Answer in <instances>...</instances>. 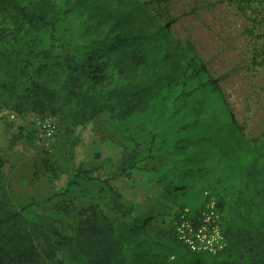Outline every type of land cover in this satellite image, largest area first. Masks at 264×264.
I'll return each mask as SVG.
<instances>
[{"label": "trees", "instance_id": "trees-1", "mask_svg": "<svg viewBox=\"0 0 264 264\" xmlns=\"http://www.w3.org/2000/svg\"><path fill=\"white\" fill-rule=\"evenodd\" d=\"M167 14L143 0H0V25H17L9 33L0 29V92L8 109L58 118L65 129L103 115L126 126L115 171L94 176L80 169L66 191L80 181L99 183L105 203L65 201L28 218L33 204L17 209L1 193L0 153V264H264V138L242 134L217 82L192 45L172 34ZM66 16L81 20L82 43L58 44ZM191 103L212 116L199 140L198 174L211 172L218 182L224 177L243 188L228 211L214 188L170 221L144 216L114 183L127 182L150 161L145 143L149 150L165 146L161 130L152 129L155 119L188 114ZM180 127L186 131L188 124ZM193 135L190 130L187 138ZM205 192L217 195L224 213L227 247L217 255L194 254L175 234L176 219L186 209L195 213Z\"/></svg>", "mask_w": 264, "mask_h": 264}, {"label": "rangeland", "instance_id": "rangeland-1", "mask_svg": "<svg viewBox=\"0 0 264 264\" xmlns=\"http://www.w3.org/2000/svg\"><path fill=\"white\" fill-rule=\"evenodd\" d=\"M143 1L153 10H167L172 34L197 52L242 134L263 139L264 0ZM16 26L9 22L0 29L9 33ZM83 28L81 20L66 16L60 25L62 41L58 44L82 43L86 39L81 35ZM4 95L0 92V153L5 160L2 195L17 209L33 204L28 218L49 212L65 201L79 206L93 200L107 202V190L99 183L80 181L66 191L80 169L92 171L94 176L115 171L123 156L126 126L112 125L103 115L84 126L65 129L58 118L49 115L15 116ZM210 114V110L191 103L188 114L155 119L152 129L161 130L160 140L165 146L160 149L161 142H156L149 150V141L145 143L143 155L150 152V161L134 170L127 182L114 183L128 201L135 203L138 212L170 221L185 205L196 204L202 190L214 188L221 192L228 211L243 186L224 177L218 182L211 172L198 174L199 140L205 136ZM184 124H188L186 131L180 127ZM190 130H194L193 139L187 138ZM171 183L172 188L167 187Z\"/></svg>", "mask_w": 264, "mask_h": 264}, {"label": "built area", "instance_id": "built-area-1", "mask_svg": "<svg viewBox=\"0 0 264 264\" xmlns=\"http://www.w3.org/2000/svg\"><path fill=\"white\" fill-rule=\"evenodd\" d=\"M175 234L194 254L217 255L225 250L224 213L217 195L205 192L204 202L195 213L186 209L175 221Z\"/></svg>", "mask_w": 264, "mask_h": 264}]
</instances>
